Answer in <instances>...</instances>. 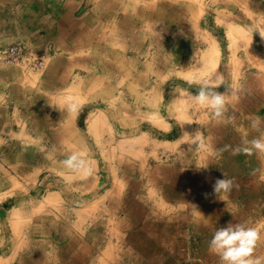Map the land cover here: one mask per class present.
<instances>
[{
    "label": "crops",
    "instance_id": "1",
    "mask_svg": "<svg viewBox=\"0 0 264 264\" xmlns=\"http://www.w3.org/2000/svg\"><path fill=\"white\" fill-rule=\"evenodd\" d=\"M209 1L213 0H0V47L25 41L35 55L47 62L44 76L38 80L23 73L19 66L0 63V196L32 195L39 190L42 193L46 188L53 189L54 183L55 188L64 193L61 181L63 184V179L71 178V173L72 177L77 173L80 178V173L91 168L87 164L91 160L93 192L100 197V201L96 198V206L99 203L102 212L100 218L95 217L91 222L92 228L88 226L91 223L87 225V219L80 218L76 234L69 224L60 225L59 229L54 228L52 219L47 220L46 236L60 246L52 250L54 252L47 251L46 264H221L219 257L209 252L208 243L216 229L229 222L243 223L260 232L262 239L254 256L264 260V157L255 153L233 154L234 148L264 131V127L260 131L251 127V118L264 119V75L254 73L239 77L243 83L238 90L239 101L232 116L227 115V118L213 120L212 112L205 110L199 123L194 116H189L184 123L177 117L182 116L180 108H173L174 118L165 110L160 112L161 120L167 125L163 128V138H156L160 147L152 151L143 147L141 159L133 153L117 150L113 167L105 169L106 178L113 183L104 198L101 197L102 160L91 149L98 145L94 143L91 147L87 139L94 137L93 141L100 143L111 138L110 132L117 134L121 129L114 123L116 118L112 121V115L119 114L111 101L113 89L117 90L114 87L119 81L133 76L134 52L137 57L149 54L158 44L156 37L160 32L164 33L172 24L177 25L173 35L177 34L181 40L182 34L187 35L181 28L187 27L186 20L193 19L195 31L186 39L192 43L194 32L199 44H205V50H209L207 47L214 35L201 28L203 14L201 16L199 10L203 7L193 10L187 7L183 12L181 5ZM195 46L190 52L200 50L197 44ZM174 48L179 56V45L175 44ZM209 56L213 64L214 56ZM263 62L255 60L253 66L260 67ZM103 68L108 70L109 77L103 74ZM34 81L41 85L34 86ZM74 82L81 84V90L73 97L84 99V106L94 108L91 116L111 114V127L106 125L102 129L99 124L97 135H86L89 124L85 122L78 127L77 120L68 117L70 109L55 117L57 114L54 115L52 108L57 105L53 101L58 91L55 89H64ZM104 84L110 97V103L105 106L107 110L96 101L102 97ZM89 95L93 97L87 99ZM175 101L169 103V108ZM50 102L51 109L39 110ZM230 107L227 103L225 114ZM229 117L234 119L227 122ZM75 132L77 140L73 139ZM38 137L41 146L76 147L60 153L56 165L54 158L46 160L47 173L42 175L40 184L36 156L27 162V156L20 152V148L29 144L38 146ZM119 140L131 144L130 151L138 148L133 137L127 135ZM73 152L83 154L85 169L72 171L63 165V160ZM55 169L62 172L54 173ZM224 174L235 179L239 187L231 193L217 195L213 185L216 179H223ZM20 179L31 185L14 184ZM44 181L51 183L44 187L41 185ZM15 207V199L11 197L0 200V261L2 264H38L41 256L36 224L43 223L42 218H35L36 224H27L26 231L31 234L23 235L21 220H18L17 231L13 218L21 215L23 209L21 204Z\"/></svg>",
    "mask_w": 264,
    "mask_h": 264
},
{
    "label": "rangeland",
    "instance_id": "2",
    "mask_svg": "<svg viewBox=\"0 0 264 264\" xmlns=\"http://www.w3.org/2000/svg\"><path fill=\"white\" fill-rule=\"evenodd\" d=\"M181 5L183 7V12L187 10V7H190L192 10L198 6V9L203 7V10H199L201 16L203 14L201 28L204 32L208 31L214 35L213 42L211 45H208L207 49L209 50H205L206 45H200V42L196 40L193 32L192 43L189 44L187 39H190L189 33L191 34V31H195L194 24L196 22L193 19H189L186 20L187 27L181 28L182 32L187 33L186 36L182 34L183 37L181 36V40H179L177 34L176 37L173 35L178 28L177 25L175 27L172 24L164 33L162 31L159 37H156V39H158V44L154 45L153 50L150 51L149 54H145L143 57H137L134 52V56L132 55L133 58L131 59V62L134 63V66H132V70L134 71L133 76H128L126 81H124V79L119 81L116 87H114L117 90L113 89L115 93L111 95V101H114V110L116 113L119 112L118 115H112V121L116 118L117 120H114V123H117L121 129L118 130L117 134H115L116 132H110L111 138H105V140L100 143L93 141L94 137L91 139L87 137L91 142V147L94 143L98 145L91 149L95 150L97 157L102 160L101 164L104 175L101 179V197L103 198L109 192V188L113 183V180L110 181L109 178H106L105 174H107V171L105 169L106 167L108 169L109 167H113V163H115L113 161V156L114 154L116 155L117 150L123 153H130V155L133 153L138 159H141V150L143 147H146L148 151H152V149L158 150V147H160L156 138L158 136L163 138L165 134L163 128H167V125H164L163 120H161L162 117L159 114L160 112L164 113L165 110L168 112L167 115L174 118L172 116L174 114L173 108L177 107L180 108L182 114V116H177L181 122L190 118L189 116H194L198 121L197 123H199V119L201 115L204 114L203 112H205V110L211 112V110L200 107L193 102L191 95H194L198 88L196 85L189 86L186 83V79L197 78L203 80L211 78L215 80L218 77H222L227 84L235 83L237 90H239L243 85L240 81L241 78L239 79L240 76L254 73L264 75V62L260 67L257 65L253 66L255 60L264 61V39L260 37L259 31L257 30L264 29V0H213L207 3L200 2L199 4L194 2H183ZM205 9H207V12ZM195 12L194 10L192 13L195 14ZM175 20L177 21V19ZM176 21L175 24H177ZM203 39L205 42L206 38L204 37ZM19 42L24 45L27 54L31 55L32 58L36 57L42 59L44 61V66L41 69H33L28 61L19 60L10 62L9 59L5 58V52L17 42L8 43L0 47V63L5 66H19L23 73L28 74L30 77L35 76L37 80L38 77L40 79V76H44V71L47 68L46 59L38 57L37 54L35 55L25 41ZM175 44L179 45V56H182L181 58L177 56V51L174 48ZM196 44L197 48L200 50L190 52V49H194ZM163 47H165V50L162 49ZM209 54L214 56L213 64L209 61ZM103 74H108V77L110 76L108 70L104 68ZM111 77L115 79L113 74ZM120 77L117 76L118 79ZM35 83L34 86L39 87L41 85L38 81ZM177 87L185 90V95L181 96L173 92V89ZM55 90L58 91H55L53 101L55 100L54 102L57 105L52 107V102H50L49 106L41 109L39 108L41 112L46 109H51L52 107L53 113L54 115L57 114L55 116L57 117L61 111L68 112L67 109H70L71 111L68 113V117L73 120L75 118L78 127H82L85 122L89 124L90 128L88 127V130L84 132L86 135H89V133L97 135L99 132L96 128H98L99 124H101L100 127H102V129L106 125L108 128L111 127V114H106L105 116H91L90 113L94 112V108L84 106V104H82L84 99L75 98L77 92L81 90L80 83L74 82L64 89L60 87ZM106 90H108V88L104 84L102 97L98 100L96 99V101L101 102V108L105 110L108 109L105 106L110 103V97ZM224 90V86L218 89V91L221 92H224ZM238 96L237 91L236 95H230L228 97L227 103L230 104L231 110L228 114L224 115V118H227V115L232 116L233 109L237 106L236 104L239 101ZM92 97L93 95H89L87 99ZM172 100L176 101L173 102L172 106L169 108V103ZM176 102H179L181 106L180 104H176ZM78 108V114H76ZM111 113H113V110ZM196 115H199L198 119ZM183 116L185 117L183 118ZM215 119L216 118L213 117V120ZM124 128H128V130L124 131ZM144 130L151 131L153 135L151 134L150 136L155 137V140H151V137L148 133L146 134ZM159 132H161V136L158 134ZM64 133L67 134V132ZM38 134L40 137L41 132ZM127 135L128 137L134 138V145H138V148H136L138 151L135 148L133 151H130L133 148L131 144L126 145L127 143L119 142V138H125ZM76 136L77 132H75V138L73 139L77 140ZM39 137L38 146L30 145L29 141L26 140L30 147H22L20 148V152L27 156V162H30V160H33L36 156L40 184L43 182L42 175L46 172V160L54 158V164L56 165L60 153L75 150L74 148L76 147H57L56 145L50 147L41 146ZM22 141L23 140H21V142ZM102 144L108 145L101 146ZM169 147L171 148L172 146ZM155 155H157L156 151ZM86 159L87 161L89 160L88 156H86ZM87 164L91 165V168L87 166L89 169L84 173H80V178H78L79 176H77V173H75L76 177H72L71 173V178L63 179V184L61 181L60 185L64 186V193H61L60 188H55L57 185L54 183L53 189L46 188L42 193H40L39 190L38 193L32 195L6 194L0 196V200L6 197L15 199L16 207H20L21 204V208L23 209L20 211L21 215L18 214L17 216H13V218L16 220L15 225L17 226V231L19 229L18 225L20 224L18 220H21L23 235L31 234L26 231L27 224H36L34 219L37 217L42 218L43 223L36 224L37 247L40 253L39 256H41V258H38V264H46L47 259L45 255L48 254L47 251L54 252L52 250H56L60 246V243H55L49 236H46L47 227H45V225L48 219L53 220V223H55L54 228L60 229V225L69 224V228L72 226V229H70L77 234L78 221L80 218L87 219V225L93 222L95 217L100 218L99 215L102 211L99 209V203L96 206V201H100V197L95 196L93 192L95 180L91 160H89ZM55 172L58 173L62 171L55 169L54 173ZM16 182H18V184L22 182V186L24 187H29L31 185L29 181L22 179L15 180L14 184ZM48 183L51 182L44 181L41 185L45 187ZM53 190H58L59 193ZM49 226L51 227V225ZM88 226L92 228V223ZM31 232L32 235H34V229H32ZM26 235L24 238H26ZM50 256H53V254L50 253ZM50 259L52 258L50 257ZM0 264H2L1 261Z\"/></svg>",
    "mask_w": 264,
    "mask_h": 264
},
{
    "label": "clouds",
    "instance_id": "3",
    "mask_svg": "<svg viewBox=\"0 0 264 264\" xmlns=\"http://www.w3.org/2000/svg\"><path fill=\"white\" fill-rule=\"evenodd\" d=\"M259 35L264 39V29H257ZM256 30V31H257ZM189 86L196 85L198 90L194 95H191L193 102L200 107L211 110L213 117L217 120L224 117L227 112L228 97L234 96L237 93L235 83L227 84L222 77L215 80L211 78L186 79ZM224 86V92L218 89ZM173 92L179 95H185V90L177 87ZM234 117H229L227 122H231ZM251 127L254 130L260 131L264 127V119L261 117L251 118ZM184 134L188 133L184 131ZM198 134V133H197ZM246 155L256 154L264 157V131H260V135L245 141L243 145L233 149V154L240 153ZM63 165L72 171H79L86 168V160L81 153L73 152L63 160ZM207 167V166H198ZM239 185L233 178H228L224 174L223 179H216L213 185V191L217 195L231 193L234 188ZM262 239L260 232L255 227H249L243 223L229 222L226 226L216 229L212 238L208 243V249L211 254L219 257L221 264H264V260L254 256L258 242Z\"/></svg>",
    "mask_w": 264,
    "mask_h": 264
},
{
    "label": "built area",
    "instance_id": "4",
    "mask_svg": "<svg viewBox=\"0 0 264 264\" xmlns=\"http://www.w3.org/2000/svg\"><path fill=\"white\" fill-rule=\"evenodd\" d=\"M26 48L20 42L11 46L7 52H5V58L9 59L10 62L14 61H28L33 69H41L44 66V61L40 58L31 57L27 54Z\"/></svg>",
    "mask_w": 264,
    "mask_h": 264
}]
</instances>
